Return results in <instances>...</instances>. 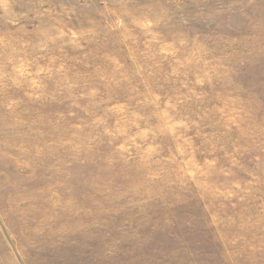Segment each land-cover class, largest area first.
Masks as SVG:
<instances>
[{"label":"rangeland","instance_id":"obj_1","mask_svg":"<svg viewBox=\"0 0 264 264\" xmlns=\"http://www.w3.org/2000/svg\"><path fill=\"white\" fill-rule=\"evenodd\" d=\"M0 264H264V0H0Z\"/></svg>","mask_w":264,"mask_h":264}]
</instances>
